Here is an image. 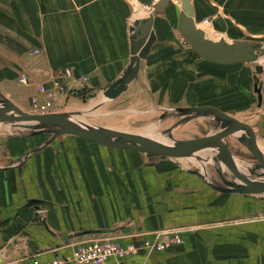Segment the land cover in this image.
Returning a JSON list of instances; mask_svg holds the SVG:
<instances>
[{
    "label": "crops",
    "instance_id": "1",
    "mask_svg": "<svg viewBox=\"0 0 264 264\" xmlns=\"http://www.w3.org/2000/svg\"><path fill=\"white\" fill-rule=\"evenodd\" d=\"M169 1L155 17L157 40L137 78L107 104L104 91L130 63L131 29L153 9L139 0H0V96L41 114L30 102L38 85L74 66L89 83L72 81L48 113L62 108L69 116L75 112L74 123L81 127L91 125L88 114L104 106L118 116L126 110L125 102L138 108L162 100L161 110L178 107L189 100L191 90L178 88V59L172 58L182 1ZM192 3L196 23L209 37L230 43L264 41V0ZM35 49L41 53L35 55ZM23 75L32 85L20 83ZM217 95L227 102L226 93ZM195 107L214 106H187ZM21 124L0 121V263L37 257L45 264L71 255L76 245L89 240L141 244L158 230L179 229L181 245L151 255L142 252L130 264H264V197L226 192L224 180L232 182L220 174L223 167L210 168L203 160L212 152L205 151L210 146L170 158L57 136L51 126L32 130ZM251 127L264 154V124Z\"/></svg>",
    "mask_w": 264,
    "mask_h": 264
},
{
    "label": "water",
    "instance_id": "2",
    "mask_svg": "<svg viewBox=\"0 0 264 264\" xmlns=\"http://www.w3.org/2000/svg\"><path fill=\"white\" fill-rule=\"evenodd\" d=\"M182 11L180 14L179 31L202 59L218 65H234L252 63L264 55V43L257 41H235L230 43L225 38L216 40L209 37L206 32L198 26L195 20V11L192 0H181ZM143 5L153 8L147 18L136 22L131 29V59L122 77L110 85L103 93L106 101L111 102L126 92L129 85L137 78L141 62L145 60L157 40L154 30V20L169 6V0H139ZM258 74L264 73V65L257 66ZM260 79L255 77V87L258 88V101L263 103V93L258 87ZM211 112L216 118L228 122L222 132L216 135L176 141L174 146H167L152 138L126 132L98 129L93 127H81L76 123L58 114H33L22 110L15 103L6 100L5 107L0 108V121L13 119L25 122L21 125L25 128L36 130L48 126L55 127L57 136L73 135L90 139L99 144L113 148L134 149L158 156L180 158L189 156L195 151L207 146H216L219 159L224 162L231 172L241 180L239 187L227 190L229 193L238 194H261L264 193V182L258 183L248 179L236 167L233 155L224 139L232 134L240 132L238 139L250 151L253 157L260 162L264 168V154L257 146L252 127L215 107H195L186 111V114L201 116ZM224 179V177L222 176ZM226 184L230 182L224 180Z\"/></svg>",
    "mask_w": 264,
    "mask_h": 264
},
{
    "label": "rangeland",
    "instance_id": "3",
    "mask_svg": "<svg viewBox=\"0 0 264 264\" xmlns=\"http://www.w3.org/2000/svg\"><path fill=\"white\" fill-rule=\"evenodd\" d=\"M178 8H180L179 3ZM179 34L180 38L177 40L178 49L177 52L172 51V58L173 60L174 58L178 59V88L185 89L189 87L191 90L189 92V100L180 102L176 108L171 109L168 106L163 110H161V106H164V101L162 100L157 103L155 102L153 107L142 106L138 108L125 102L122 106L126 110L119 116L113 114L112 108H109L110 110L108 111L107 106H104L100 111L93 110L88 114L87 119L91 125L87 127L111 129L152 139L155 138L153 134H160L170 141L168 144L165 143V145L174 146L176 141L199 138L208 134L221 132L224 126L226 127L229 124L216 118L211 112H207L201 116H195V113L186 114L188 110L187 106L192 104L214 107L220 106L231 116L236 117L250 126L251 124L255 125L258 121L264 124V101L261 105L259 104L258 94L254 88L255 77L262 79L261 85H264V75L261 76L258 74L256 69L258 65H264V55L252 63L224 67L202 59L193 51L180 31ZM257 42L264 43V41ZM233 69L236 70L233 71ZM218 93H226L227 102L224 100L221 101V95L218 96ZM235 93L237 98L234 96ZM6 100H10L17 105L15 101L3 99L0 96V108L5 107ZM81 100L84 104L88 103L86 101L87 99ZM106 103L108 104L110 102ZM63 109L49 114H58L68 120L71 119L73 122L76 121L79 115H73L72 113L75 112H72L69 116ZM238 135L240 133L237 131V133L229 135L226 138L236 160V164L239 165H237L238 168L240 167V171L248 179L256 182H264V168L260 167V162L242 145L238 139ZM154 140L160 141L157 138ZM161 143L164 144V142ZM209 149L212 152L203 155V160L211 164L210 168L217 169L220 165L223 167V171L220 174H223L232 182L230 185L223 184L228 189L239 187V184H242L241 180L220 161L217 147L210 146L209 148H205V151L208 150L210 152ZM220 179L222 180V178ZM249 195H262L264 197V193Z\"/></svg>",
    "mask_w": 264,
    "mask_h": 264
},
{
    "label": "built area",
    "instance_id": "4",
    "mask_svg": "<svg viewBox=\"0 0 264 264\" xmlns=\"http://www.w3.org/2000/svg\"><path fill=\"white\" fill-rule=\"evenodd\" d=\"M204 22L208 23V20ZM40 53V49H35V55ZM76 73L74 66H66L57 70L49 81L38 85V95L30 98L33 107L42 109L41 114H49L48 111L54 103L70 90L72 81H75L79 86H86L89 83L90 78L87 75H77ZM19 81L25 86L32 85L31 79L26 75H23ZM40 97H43V103L40 102ZM181 233L179 229H161L153 233L152 238L144 239L141 244L131 242L123 245L110 238L89 240L76 245L71 255L57 256L54 260L45 264H130L129 259L142 252L151 255L181 245L183 243ZM0 264L42 263L36 257Z\"/></svg>",
    "mask_w": 264,
    "mask_h": 264
},
{
    "label": "bare ground",
    "instance_id": "5",
    "mask_svg": "<svg viewBox=\"0 0 264 264\" xmlns=\"http://www.w3.org/2000/svg\"><path fill=\"white\" fill-rule=\"evenodd\" d=\"M151 9H153V8H151ZM207 34V33H206ZM234 65H236V64H234ZM264 74V73H263ZM154 136L153 137H155V138H157L158 140H160L161 142H164V144L165 143H169L170 141L168 140V138H165V137H163V136H161L160 134L159 135H157V134H153ZM154 138V139H155ZM159 141V142H160ZM262 149V148H261Z\"/></svg>",
    "mask_w": 264,
    "mask_h": 264
},
{
    "label": "flooded vegetation",
    "instance_id": "6",
    "mask_svg": "<svg viewBox=\"0 0 264 264\" xmlns=\"http://www.w3.org/2000/svg\"><path fill=\"white\" fill-rule=\"evenodd\" d=\"M261 76H263L264 74H260ZM261 82H262V79H260V82H259V84H258V87L260 88L261 87ZM254 88H255V92L258 90V88L257 87H255V84H254ZM261 90H264V85L261 87ZM258 92V91H257ZM262 93H263V91H262ZM263 96H264V94H263ZM263 101H264V99H263ZM243 145V144H242Z\"/></svg>",
    "mask_w": 264,
    "mask_h": 264
}]
</instances>
